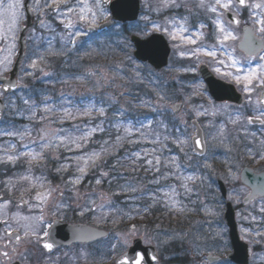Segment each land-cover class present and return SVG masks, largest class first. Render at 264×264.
Listing matches in <instances>:
<instances>
[{
    "label": "rangeland",
    "instance_id": "rangeland-1",
    "mask_svg": "<svg viewBox=\"0 0 264 264\" xmlns=\"http://www.w3.org/2000/svg\"><path fill=\"white\" fill-rule=\"evenodd\" d=\"M110 1L112 0H82V2L81 0H67L66 4H61L59 12H56L52 7H45L48 0H39V5L36 0H33L31 10L37 17V21H35V27L27 35V53L18 78V82L27 86V89L9 100L10 107L8 105L5 120L0 126V195L16 194L17 199L23 201L37 193L47 196L45 194L51 191V195L55 197L54 200L59 199L57 195H62L60 199L61 217L65 216L64 201L73 196L75 207H78L75 211H80V217L76 219L71 216V219L83 220L86 206H76L75 201L79 196L77 188L96 165L88 167L86 174H81L77 166L78 163L83 166V161L78 162L76 157L94 151L100 152L102 148H106L107 152L102 153L98 163L103 155L117 153L127 144L132 156L133 153H140L139 160L133 156L135 160H153L152 166L145 164L146 172L151 173L150 178L153 179L150 186L152 190L149 189V191H154L151 197L156 199L155 206L162 205L164 202L171 206L173 229H164L162 232L114 230L109 238L103 241V247L113 246L116 251L120 250L116 253L118 257L134 239L143 238L145 244L156 246L159 254L162 255L161 264H184L185 262L181 260L184 258L188 259L191 264H207L206 256L225 257L231 251V245L228 230L223 223L225 206L217 186V180L220 179L227 187L228 200L238 210L237 223L240 236L253 251L250 264H264V211L261 210L264 208V200H259L244 208L242 201L249 191L241 185L239 180L244 167H251L256 171L264 169V159H260L261 152L264 153V144L261 143L264 141V134L263 132L251 134L247 129L242 138L238 129L245 118V110H239L237 118H230L234 126H230L228 121L218 124L217 117H223L225 114L232 116L233 110L226 105H216L212 102L198 76L199 67L203 64L207 65L216 78L236 86L244 94L247 105L255 108V114H257L260 92L264 86H257L258 81H253V91L248 93L244 91L243 83H236L233 76L225 75V73L236 74L234 68L226 67L230 63L229 56H232L241 62L245 70L253 69L259 75L258 65H264L262 56L250 60L240 54L237 46L241 34L234 29L237 38L228 41L226 46L220 45L217 40L214 46L207 42L202 30L206 27H199L198 32H190L191 28L201 24H199L201 14L207 12L198 7L199 0H175V5L169 0L167 6L165 0H141L140 20L129 27L128 32L141 39L160 34L168 40L172 54L169 67L162 72H155L150 66L139 64L135 60L129 65L123 56L122 49L133 54L134 48L129 39L125 40L122 28L117 26L107 36L93 40L84 31L90 25L79 20V9L83 3H87L92 11L97 13L98 26L108 17L105 8ZM24 2L25 0H22L23 5ZM69 7L74 10L72 13H67ZM42 10L46 11L44 24L38 27L40 21L38 16ZM88 15L91 18V13ZM20 17L12 33H8L9 20L4 17L5 23L2 27L8 38L0 39V61H4L0 63V75L10 71L17 56V38L21 24L25 23L23 8L20 11ZM68 19L73 22V27L70 29L64 27ZM181 25L187 28L186 32L179 33L178 29ZM173 32L177 35L192 37L197 42L189 44L186 41L173 39ZM76 33L81 34L77 36ZM200 33L203 35H199ZM257 34L261 36L260 33L257 32ZM12 35H15V40H12ZM72 40H75V43H71ZM11 44L15 47L9 53L8 49ZM116 45L121 48L119 50L120 59L103 67L99 63L94 64L102 53H109L112 49L116 50L117 47H114ZM197 48L215 51L216 57H210L204 51L191 55ZM181 52L185 55L181 56ZM75 53H79L82 59H87V65L83 67L85 78L77 84H74L76 82L68 84L70 77L65 75L61 79L59 76L62 72L57 71V64L62 57ZM5 57H10V64H7ZM33 60L37 61L36 69L28 67ZM219 60H224L225 65L219 64ZM5 64H7V70H4ZM216 68H220L221 71L216 72ZM26 72L31 75H26ZM40 82L45 83V87H48L50 82L52 88L57 90V94L72 95L85 92L93 106L88 105L83 110L76 109L69 112L70 115H66L60 110V105L56 103L54 97L51 99L46 95L43 96L41 104L31 102L34 96L33 88ZM149 82L151 86L148 88L146 86ZM170 86L171 91H169ZM135 89L140 91L141 97L137 94L138 92L133 91ZM154 90L157 92L152 93ZM134 94L139 97L138 100L134 101L131 98ZM22 97L28 103H24L21 110L19 100ZM43 101L45 102L42 103ZM179 102L183 103L184 108L180 113L173 114V105ZM46 105L52 111L46 112ZM142 105H145L146 109L151 112L154 108V113L172 116L171 124L178 131L163 143L159 144L155 141L148 144L142 140L144 136L134 126L119 123L121 117L115 114L117 110L123 112L128 107L136 110ZM101 109H103V114L100 112ZM86 110L89 114H85ZM198 112L201 114L197 115ZM194 119L199 121L205 132L208 151L203 158H196L192 153L191 139L195 130L191 126V121ZM21 121L25 124L22 126L15 124ZM243 124L246 125L245 122ZM92 129L96 131L88 137L87 141L81 142L84 146L80 149H76L74 145H70L72 150H68L63 145L44 149L40 147L41 130L50 134L49 138L53 145H58L60 142L51 136L52 132L65 136H80ZM125 129H129L130 134ZM8 132H14L17 135L9 136L6 134ZM20 133H23V137ZM102 134L104 140L96 141L95 138ZM149 136L152 137V134L149 133ZM117 137L120 139L118 140ZM182 140H186V143L178 145L177 141ZM251 145L259 148V155L253 153L252 150L247 151L248 146ZM232 148H235L236 157H232ZM33 151L43 152L44 158L39 163L29 165L28 157L25 156H21L14 163L6 159L9 154ZM156 156L161 160L159 172L155 171L154 157ZM173 158H175V164L170 163ZM235 158L240 161L238 165L231 163ZM133 166H137V163L135 162ZM169 173L171 175L165 179L164 176ZM23 176H28L29 179H21ZM52 176L57 180H52ZM187 177H193V179L188 180ZM77 178H79V183H75ZM157 180L159 183H156ZM184 184H187L191 191H186L182 187ZM153 188L157 189L153 190ZM172 188H175L178 195L169 199L165 193H170ZM84 196L92 197L90 194ZM96 196H98L96 198L100 208L105 209L109 206L106 197ZM163 206L165 207L166 204Z\"/></svg>",
    "mask_w": 264,
    "mask_h": 264
},
{
    "label": "snow or ice",
    "instance_id": "snow-or-ice-1",
    "mask_svg": "<svg viewBox=\"0 0 264 264\" xmlns=\"http://www.w3.org/2000/svg\"><path fill=\"white\" fill-rule=\"evenodd\" d=\"M82 2V0H81ZM169 0H165L166 6L168 4ZM37 5H39V0H36ZM66 4L67 0H48V2H46L45 7H52L53 11L59 12L60 10V6L61 4ZM170 3L175 5V0H170ZM177 7L179 5H176ZM24 7L22 0H0V39H7L8 36L7 34H4L3 31V25L5 23L4 17H7L9 20V24H8V33H12L13 29L17 26L18 21L20 20V11L21 9ZM198 7L204 9L205 11L213 14V19H212V23L215 26V33H216V40L217 42L222 45V46H226L227 42L230 40H235L237 37L234 34V31L232 29L233 25L239 26V24L241 23V19L240 16L244 13L247 12L248 13V20L245 21V23L247 24L248 21H251L253 27H249L245 29V32L247 33L248 36V40L246 41V47L248 48L249 51H254L256 46H257V41L255 40V33L258 32L261 34L260 36V46L262 48H264V0H199V4ZM74 10L69 7L67 8V13H72ZM89 13H91V18H89ZM101 15H103V12H101ZM79 20L82 22H85L87 24H89L90 26H97V13L92 11V9L88 6L87 3H83V6L79 9ZM62 23L64 21H61ZM41 26H43V21H41ZM207 25L201 23L200 24V28H204ZM64 27L66 29H70L73 27V22L71 19H68L66 23H64ZM179 33H184L187 31V28H185L183 25H181L178 29ZM81 33H76L75 35H80ZM72 35V34H70ZM199 35H203L202 33H200ZM15 35H12V40H15ZM172 38L173 39H179L182 41H186L189 44H196V39H193L192 37H186L184 35H177L176 32L172 33ZM71 43H75V40H72ZM15 45L11 44L9 46V53H11L12 48H14ZM204 51V53L210 57L215 58L216 57V52L215 51H210V50H205V49H200L197 48L195 49L191 55H196L197 53ZM185 55V53L181 52V56ZM262 60H264V56L261 57ZM5 60L7 61V64L11 63V59L10 57H5ZM229 61L230 63H228L226 65V67L228 68H234L236 70V74L234 75L232 72H226L225 75L228 76H233V78L235 79L236 83H243L244 84V91L251 93L253 91L252 85H253V81H258V85L257 86H264V65H258V67L260 68V73L259 75L257 74V72L253 69H248L245 70L242 66H241V62L236 59L235 57L229 56ZM0 63H4V61H0ZM219 64L221 65H225V61L224 60H219L218 61ZM7 64H5V69L7 70ZM37 61L33 60L31 62V64L28 65L29 68L32 69H36L37 68ZM216 72H220L221 69L220 68H216L215 69ZM26 75H31V73L26 72ZM45 75H48V73H45ZM17 85L15 84H7V85H3V91L7 92L13 88H15ZM0 95H2V93H0ZM161 99H163V97H161ZM25 104L28 103L27 100L24 101ZM262 103H264V101H262ZM45 111L49 112L52 111V109H50L47 105L45 106ZM66 115H70V113H68V110L65 109L64 110ZM101 114H103V109L100 110ZM85 114H89L88 110H86ZM201 113H197V115H200ZM33 115H35V113H33ZM264 112L261 113L260 116H256V117H249L247 122L249 124L255 122H259L261 124H264ZM43 119V117L41 118ZM96 129H92L91 131L84 133L83 135L80 136H65V135H60L57 132H52L51 136L58 140L60 142V144L58 145H53L52 140L49 138V133L45 132L44 130H41V135H40V140H41V144L40 147L41 149L44 148H49V147H59L60 145H63L64 147L68 148V150H72L70 145H74L76 149H80L82 148L84 145L81 143L82 141H87L88 137H90L92 135L93 132H95ZM126 132H129L130 134V130L129 129H125ZM9 136H14L17 135V133L14 132H8L6 133ZM21 137H23V133H20ZM117 139L119 140L120 138L117 137ZM107 143V142H105ZM186 143V140H182V141H177L178 145L184 144ZM194 143L196 145L197 148H202L203 147V143L200 139H194ZM262 144H264V141H261ZM15 147V146H13ZM183 150V149H181ZM153 151H155L153 149ZM107 152L106 148H102V150L100 152H91L89 154H86L84 156H77L76 160L79 161H83V166H80V164L78 163L77 166V170L81 173V174H86V170L88 167L90 166H95L97 161L101 158L102 153ZM21 156H25L28 157V163L29 165H32L33 163H39L40 160H42L43 157V152H24V153H17V154H9L7 155L6 159L8 162H15L18 159L21 158ZM133 156L136 157L137 160L140 159V153H133ZM260 159H264V153L260 154ZM154 161H155V171L159 172L160 171V167L159 165L161 164V160L160 157L156 156L154 157ZM147 165L152 166L153 165V160L152 159H148L146 160ZM170 163L175 164V158H173L172 161H170ZM167 166V165H165ZM206 167L209 165H205ZM178 167V165H177ZM135 170V169H133ZM59 171V170H58ZM103 175H107V173H102ZM168 175H171V173L166 174L164 176L165 179L168 178ZM21 179L27 180L29 179L28 176H23L21 177ZM188 180H192L193 177H187ZM75 183H79V178L76 179ZM97 184H100L101 181L99 179L96 180ZM156 183H159V180L156 181ZM182 187L185 188L186 191H191L190 188H188L187 184L182 185ZM133 191H135V189H133ZM45 195L50 196L51 195V191H49L48 193H46ZM178 195V193H176L175 188H172L170 190V193L166 192L165 196L168 197L169 199H171L173 196ZM252 194L250 193L249 196H251ZM36 198L38 200H41L44 198V196H42L40 193H37ZM247 199V198H246ZM174 203H178L177 201H173ZM7 201L5 202V204L0 205V223H3L5 225V231L3 234H0V240H3L5 237H8L9 242H11V240L14 238L15 241H20L21 240V236L19 234L14 233L13 228L11 225L8 224L7 219L5 218L6 213L4 212V208L7 205ZM103 205H101L102 207ZM262 211H264V208L261 209ZM24 220L28 221L27 223H25L23 225L24 228V235L27 237L29 235H31L32 237H37L39 238V224L40 222H42L43 217H23ZM136 230V226L133 225L132 226V231ZM246 231V230H245ZM44 236H47L48 233L44 232L43 233ZM7 245H5L6 247ZM43 248L51 251L53 248V244L52 243H43ZM13 252H16L17 255H23L22 253L17 252L16 248L12 249ZM0 255H3L4 257H7L10 259L9 256V252L8 251H3L2 253H0ZM155 259V257H154ZM143 261V257L142 256H138V258L135 261V264H142ZM118 264H123V261L118 262Z\"/></svg>",
    "mask_w": 264,
    "mask_h": 264
},
{
    "label": "trees",
    "instance_id": "trees-1",
    "mask_svg": "<svg viewBox=\"0 0 264 264\" xmlns=\"http://www.w3.org/2000/svg\"><path fill=\"white\" fill-rule=\"evenodd\" d=\"M128 28L129 27L123 28L125 40L129 39L131 36V33L127 30ZM114 47H117V49L114 50L111 48L112 51L109 53H102L98 58L99 60L96 59L94 61V64L96 65L99 63L101 67H103L120 59L119 50H121V48L117 45ZM122 51L123 56L129 65H131L132 61H134L132 54L128 53L124 48ZM58 61L57 71L62 72L59 76L61 79L65 75H68L70 77V82L74 83L85 78L83 67L85 68L87 65V59H82L79 53L68 54L67 57H62ZM150 86L151 83L149 82L146 87L149 88ZM141 87L143 88V86ZM133 91L135 93L138 92L137 94L141 97L139 90L136 91L135 89ZM33 92V100L38 103H40L41 98L45 95L50 98L54 97L58 99L57 103L60 104V110L62 112L65 109L68 110V113L76 109L83 110L84 107L92 105L90 98L86 97L88 95L85 94V92L74 93L72 95L57 94V90L52 88L50 82L49 86L44 87V89L42 84H36L33 88ZM131 98L135 101L138 100L139 97L134 94ZM138 109L133 110L128 107L126 111L122 112L117 110L115 114L120 115V124H131L135 129L141 131L144 136L142 140L149 144L151 138L148 137V134L152 129V113L146 109L145 105L139 106ZM156 119L159 122V118L156 117ZM160 121H165V118L162 116ZM95 140L99 142L103 141L104 135L95 138ZM135 162L137 166H133ZM145 164L146 161L135 160L127 144H125L117 153H110L102 156V160L96 164L79 186L80 193L108 196L110 198V206L108 207L109 218L120 221L115 223V226L124 227L129 225L131 220V222L133 221L142 231L149 232L150 229H160V227L162 230L165 227L167 230L173 229L169 215L166 213L167 208L164 207L163 204L159 206L154 205L156 199L151 197L154 191L152 192V188L150 187L153 179L150 178L151 173L149 174L146 172ZM102 173H107V175H103ZM97 179H99L101 183L96 185ZM133 189H135V191H133ZM149 189L151 190L149 191ZM154 189L157 188H153V190ZM86 203H93V201L88 200ZM125 228L127 227L120 229ZM181 260L183 262L188 261V259L185 260V258Z\"/></svg>",
    "mask_w": 264,
    "mask_h": 264
},
{
    "label": "water",
    "instance_id": "water-1",
    "mask_svg": "<svg viewBox=\"0 0 264 264\" xmlns=\"http://www.w3.org/2000/svg\"><path fill=\"white\" fill-rule=\"evenodd\" d=\"M109 9L111 19L107 23L102 24L98 29L88 27L86 31L89 33L102 34L110 31L113 27V23H119L123 26L136 23L139 19L141 11V2L140 0H115L110 4ZM25 12L28 22L27 26L22 27L21 29V34L18 40L19 55L15 61L12 71L9 74V78H0V84L2 85H7L9 83L17 85L16 78L19 75L20 67L25 57L26 34L33 26V16L29 10V2H27L25 5ZM247 40L248 36L244 31V36L242 42L240 43V50L249 56H256L257 54H259L262 49V47L260 46V41L255 38V40L257 41V46L254 51H249L246 47ZM131 42L135 47L134 57L137 61L147 63L155 70H162L168 66L170 49L166 40L162 36L155 35L147 40H141L138 37L133 36L131 38ZM200 72L202 79L208 86L209 93L217 102L228 101L231 104L237 106L243 104L242 97L235 92L233 87L227 85L224 82L217 81L204 67L201 68ZM17 89L18 86L7 91L6 93L11 94ZM262 101H264V93L261 98V102ZM262 104L264 105V103ZM180 108L181 106L178 105L175 109L179 110ZM3 113L4 109L2 106V102L0 101V121L2 119ZM252 124L261 123L254 121ZM194 125L196 126L197 130L195 137L192 139L194 153L196 155L203 156L206 153L204 135L201 128L196 123H194ZM194 139H200L203 143V147L197 148L194 143ZM241 181L246 187L251 190V199L264 198V174L255 175L250 169H246L241 175ZM220 188L222 196L226 198V190L222 183H220ZM248 201L249 199H247L245 203H248ZM224 222L229 228V238L232 245V252L227 256V261L233 264H249L250 248L245 242L241 240L239 236L235 219V212L231 204H227V211L224 217ZM62 230L64 231V229ZM62 230H60V233H62ZM65 230L67 231L68 235L74 238L71 242H81L90 239L85 238L84 236V239L79 238V236L84 235V233L92 236H94V232L99 233L82 226H75L71 228L65 227ZM99 234L101 235L93 239L107 236L106 233ZM138 256L143 257L142 264H155L157 262L155 249L153 247L144 248L142 246V240H136L134 242V247L130 250V252L125 257L119 259L118 262L123 261V264H135ZM207 260L210 264L221 261V259L217 257H208Z\"/></svg>",
    "mask_w": 264,
    "mask_h": 264
},
{
    "label": "flooded vegetation",
    "instance_id": "flooded-vegetation-1",
    "mask_svg": "<svg viewBox=\"0 0 264 264\" xmlns=\"http://www.w3.org/2000/svg\"><path fill=\"white\" fill-rule=\"evenodd\" d=\"M32 1V0H31ZM33 3V2H32ZM105 11L107 13V19L105 21H108L110 19V12H109V4L106 5ZM46 14L45 10H42L39 14L38 18L40 19L38 23V27L41 26V21H43L44 24V15ZM213 14L206 12L202 13L200 17V23H203L206 26L203 30V33L206 35V40L209 42L212 46H214V42L216 41V33H215V26L212 23ZM241 21L243 22L240 28L232 27L236 32L241 34V38L243 35V28L248 25L245 23L247 18V13H243L241 16ZM35 19L37 21V17L35 16ZM104 21V22H105ZM251 22V21H248ZM200 25L191 28L190 32H198ZM257 33V32H256ZM201 66H204L201 65ZM199 67V70L201 68ZM199 70H198V76H199ZM8 72L3 73L0 75L1 77L7 76ZM203 83V82H202ZM204 85V84H203ZM238 90V89H237ZM239 93H241L238 90ZM0 99L4 101V104L7 106V100L9 97L5 96L2 92V87L0 86ZM262 90L260 92L261 96ZM243 96L244 94L241 93ZM245 97V96H244ZM259 106L257 107L259 109L258 113L255 114V108L252 106L247 105V101L245 99V104L241 108L234 107L229 104H225L231 110H233V114L237 115L239 113V110H245V120L243 119L241 121V124L239 126L238 131L241 132L242 138H244L243 133H246V130L252 134H258L263 132L264 134V124L262 126H252L250 125L247 120L249 117H256L260 116L262 112H264V106L262 105L261 101H259ZM220 105V104H218ZM236 114H235V113ZM238 116V115H237ZM240 116V115H239ZM245 122L246 125L243 124ZM251 151V150H247ZM253 153L260 154L259 148L256 146H253ZM240 154V152H238ZM262 153V152H261ZM234 157H236V152L233 153ZM238 154V155H239ZM233 165H238L240 163L239 160L235 158L233 160ZM243 168L242 170H244ZM241 170V172H242ZM220 171V170H219ZM256 174L264 173V169L261 168L260 170H255ZM240 179V177H239ZM36 196H30L28 199H25L23 201H20L17 199V195H0V205L5 204L7 201V205L4 208V212L6 213L5 218L8 221V224L12 226L14 233L19 234L21 236L20 241H15L13 238L11 242H9L8 237H5L3 240H0V253L3 251H8L10 259L7 257H4L3 255H0V264H116V253L113 248L109 249L107 247H103L101 241L96 242L93 244H80V245H72L70 247H57L55 243H52L49 241L50 236V230L55 225L57 221H61V197L62 195H57L59 197L58 200H54V196H44L43 199L36 201ZM51 199V200H50ZM66 202V201H65ZM67 214L72 215L73 212H67ZM43 217L42 222L39 224V238L32 237L31 235L25 236L24 235V228L23 225L27 223L28 221L24 220L23 217ZM88 219V218H87ZM66 224H84L88 225L94 228L104 229L103 226H99L98 224L93 225L88 219V221H69V220H62ZM104 222H106V219H103ZM5 231V225L3 223H0V234H3ZM47 232L48 235L44 236L43 233ZM52 243L53 248L51 251H48L43 248V243ZM5 245H7L5 247ZM16 248L17 252L22 253L23 255H17L16 252H13L12 249ZM129 250H122L121 256L124 255ZM113 252V253H112ZM120 250L118 251V253Z\"/></svg>",
    "mask_w": 264,
    "mask_h": 264
}]
</instances>
